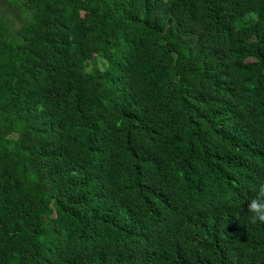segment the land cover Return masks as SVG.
Here are the masks:
<instances>
[{
	"label": "trees",
	"instance_id": "1",
	"mask_svg": "<svg viewBox=\"0 0 264 264\" xmlns=\"http://www.w3.org/2000/svg\"><path fill=\"white\" fill-rule=\"evenodd\" d=\"M262 184L264 0H0V264H264Z\"/></svg>",
	"mask_w": 264,
	"mask_h": 264
},
{
	"label": "clouds",
	"instance_id": "2",
	"mask_svg": "<svg viewBox=\"0 0 264 264\" xmlns=\"http://www.w3.org/2000/svg\"><path fill=\"white\" fill-rule=\"evenodd\" d=\"M101 71H106L110 65L107 61L101 58L97 61ZM247 212L250 214V219L253 223H264V184L259 186L258 196L248 200Z\"/></svg>",
	"mask_w": 264,
	"mask_h": 264
},
{
	"label": "rangeland",
	"instance_id": "3",
	"mask_svg": "<svg viewBox=\"0 0 264 264\" xmlns=\"http://www.w3.org/2000/svg\"><path fill=\"white\" fill-rule=\"evenodd\" d=\"M11 15V14H10Z\"/></svg>",
	"mask_w": 264,
	"mask_h": 264
}]
</instances>
